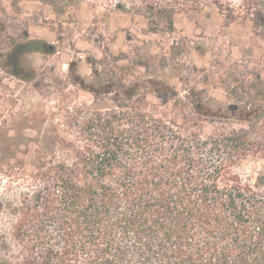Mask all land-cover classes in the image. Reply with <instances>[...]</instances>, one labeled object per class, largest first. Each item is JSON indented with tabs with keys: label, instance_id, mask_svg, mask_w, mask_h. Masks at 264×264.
I'll use <instances>...</instances> for the list:
<instances>
[{
	"label": "trees",
	"instance_id": "obj_1",
	"mask_svg": "<svg viewBox=\"0 0 264 264\" xmlns=\"http://www.w3.org/2000/svg\"><path fill=\"white\" fill-rule=\"evenodd\" d=\"M106 2L168 32L175 14L213 4L264 35V0ZM193 127L150 109L144 96L85 116L80 140L38 153L7 205L17 262L264 264V172L252 180L235 168L264 154V142L244 130Z\"/></svg>",
	"mask_w": 264,
	"mask_h": 264
},
{
	"label": "rangeland",
	"instance_id": "obj_2",
	"mask_svg": "<svg viewBox=\"0 0 264 264\" xmlns=\"http://www.w3.org/2000/svg\"><path fill=\"white\" fill-rule=\"evenodd\" d=\"M0 25V48L4 35L24 34L55 46L32 56V82L0 71V264H22L7 205L17 200L23 172L36 170L38 153L79 141L93 111L144 96L178 124L202 133L244 130L264 142V35L213 4L175 14L168 32L110 10L106 0H0ZM254 107L258 118L247 113ZM235 168L253 180L264 172V154Z\"/></svg>",
	"mask_w": 264,
	"mask_h": 264
},
{
	"label": "flooded vegetation",
	"instance_id": "obj_3",
	"mask_svg": "<svg viewBox=\"0 0 264 264\" xmlns=\"http://www.w3.org/2000/svg\"><path fill=\"white\" fill-rule=\"evenodd\" d=\"M0 25V32H2ZM0 48V71L7 76L22 82L35 80V68L31 58L35 54L45 55L54 49V44L45 38L29 35L6 36Z\"/></svg>",
	"mask_w": 264,
	"mask_h": 264
}]
</instances>
